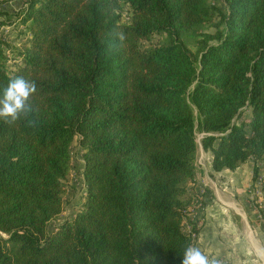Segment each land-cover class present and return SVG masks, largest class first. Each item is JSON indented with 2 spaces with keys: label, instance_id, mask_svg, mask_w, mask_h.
Instances as JSON below:
<instances>
[{
  "label": "trees",
  "instance_id": "trees-1",
  "mask_svg": "<svg viewBox=\"0 0 264 264\" xmlns=\"http://www.w3.org/2000/svg\"><path fill=\"white\" fill-rule=\"evenodd\" d=\"M223 1L26 0L0 19L26 30L19 48L0 35V97L17 76L37 85L28 117L0 118V264H180L194 241L184 219L197 133L216 171L253 159L258 176L264 0ZM215 18L192 52L187 39ZM76 140L86 193L50 229Z\"/></svg>",
  "mask_w": 264,
  "mask_h": 264
},
{
  "label": "crops",
  "instance_id": "crops-1",
  "mask_svg": "<svg viewBox=\"0 0 264 264\" xmlns=\"http://www.w3.org/2000/svg\"><path fill=\"white\" fill-rule=\"evenodd\" d=\"M247 112L250 117L251 111L247 109ZM205 151L209 162L201 167L198 183L190 185L192 193L200 190L199 186L205 191L204 210L198 214L194 211L202 220L193 246L219 264H264V192L253 194L263 190L264 164L260 163L257 177H254L253 159L233 170L216 171L212 166V151ZM224 191L227 200L221 195Z\"/></svg>",
  "mask_w": 264,
  "mask_h": 264
},
{
  "label": "rangeland",
  "instance_id": "rangeland-1",
  "mask_svg": "<svg viewBox=\"0 0 264 264\" xmlns=\"http://www.w3.org/2000/svg\"><path fill=\"white\" fill-rule=\"evenodd\" d=\"M26 0H7V1H0V19H6V18H15L16 13L20 8L24 5ZM209 2L213 5H215L218 8H221L222 10H225V4L223 0H209ZM130 11L128 10V6L124 5L123 9V20L125 22H130ZM218 21L219 18H215L213 21L207 22L203 27L201 28L199 34L194 35L192 37H189L187 39L188 46L192 52L197 51V40L203 39L205 35L207 34H214L218 30ZM26 30L21 25H14V26H8L4 25L0 27V35L4 34L8 37L9 41L13 46H16L19 48L21 46V43L26 39L25 36ZM165 38L164 34L155 35L153 37V41L162 40ZM151 40H143V44L150 48L152 46ZM12 55V54H11ZM14 58L18 61V57L15 55ZM15 61L11 59L10 66L11 68L15 67ZM247 112V107L244 109V113L241 114L238 121L247 120L249 118ZM204 134L203 133H197V142L199 144L197 159H196V178L199 177V173H201V167L206 166L209 162V156L208 153L204 150L202 146V138ZM84 149L79 145L78 141L76 140L72 145V158H71V168L70 172L67 176V178L64 180L65 185V191L63 194V202H64V208L62 213L56 217L49 225L50 229H54L57 225L62 223L66 218H70L76 214L78 211L81 202L83 201V197L86 193V186L83 176V170H84ZM198 181V180H197ZM198 183V182H197ZM203 184V183H202ZM200 190H196L194 193H192V202L189 205L188 209L186 210V216L184 219V229L187 233L191 234L193 239L198 234L197 232H194L195 229L199 230L198 224L201 222L202 218H199L196 214L198 212L204 210V194L202 189L203 187L199 186ZM192 190H190L191 193ZM263 192H264V186H263ZM225 193V194H224ZM222 192L221 195L224 196L223 198L226 199L225 195L227 194L225 191ZM230 196V195H229ZM230 198V197H229ZM237 197H235L236 199ZM233 200V198L231 197ZM197 200H200V205L198 204ZM227 200V199H226ZM256 200V197L254 201ZM196 210V214H194V211ZM190 213H192L190 215ZM190 218H193L194 220H190Z\"/></svg>",
  "mask_w": 264,
  "mask_h": 264
},
{
  "label": "clouds",
  "instance_id": "clouds-1",
  "mask_svg": "<svg viewBox=\"0 0 264 264\" xmlns=\"http://www.w3.org/2000/svg\"><path fill=\"white\" fill-rule=\"evenodd\" d=\"M123 41L122 33L116 34ZM37 91L36 82L17 76L11 79L0 97V118L5 123L12 124L23 115L28 117L33 112V107L29 103L30 97ZM34 119L28 120V126L35 127ZM180 264H219L215 259H209L201 250L189 244L180 260Z\"/></svg>",
  "mask_w": 264,
  "mask_h": 264
},
{
  "label": "built area",
  "instance_id": "built-area-1",
  "mask_svg": "<svg viewBox=\"0 0 264 264\" xmlns=\"http://www.w3.org/2000/svg\"><path fill=\"white\" fill-rule=\"evenodd\" d=\"M84 163V162H83ZM84 176V175H83ZM85 181V180H84ZM85 183V182H84ZM203 191V190H202ZM254 195H262L263 194V190L262 189H258L256 191H253ZM198 204L200 205V200H197Z\"/></svg>",
  "mask_w": 264,
  "mask_h": 264
}]
</instances>
